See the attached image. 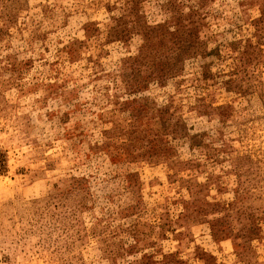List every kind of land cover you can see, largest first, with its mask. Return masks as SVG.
Wrapping results in <instances>:
<instances>
[{"label": "rangeland", "instance_id": "rangeland-1", "mask_svg": "<svg viewBox=\"0 0 264 264\" xmlns=\"http://www.w3.org/2000/svg\"><path fill=\"white\" fill-rule=\"evenodd\" d=\"M0 264H264V0H0Z\"/></svg>", "mask_w": 264, "mask_h": 264}]
</instances>
